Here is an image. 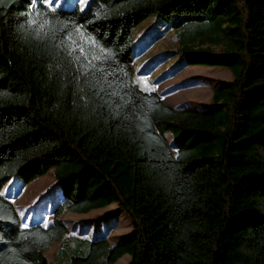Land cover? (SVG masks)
<instances>
[{"label": "trees", "instance_id": "1", "mask_svg": "<svg viewBox=\"0 0 264 264\" xmlns=\"http://www.w3.org/2000/svg\"><path fill=\"white\" fill-rule=\"evenodd\" d=\"M37 1L0 0V264H50L53 242L56 263L130 253V264H264V0H131L127 10ZM172 12L224 42L175 49L191 54L180 65L232 71L208 109L176 107L136 79V26ZM50 167L63 200L49 224L23 226L1 188ZM113 201L131 216L128 235L68 234L65 209Z\"/></svg>", "mask_w": 264, "mask_h": 264}, {"label": "rangeland", "instance_id": "2", "mask_svg": "<svg viewBox=\"0 0 264 264\" xmlns=\"http://www.w3.org/2000/svg\"><path fill=\"white\" fill-rule=\"evenodd\" d=\"M36 4L51 8L65 4L79 8L94 6L102 9L127 10L131 7V0H39ZM220 16L216 15L214 18L219 20ZM197 22L186 13H153L147 16L135 28L134 66L137 68L136 79L142 86L156 89L165 101L176 107L208 109L212 88L229 81L233 73L225 65L200 62L185 65L178 63L180 59L186 63L191 55L179 54L175 51L182 44L186 43L191 47L201 46L202 52L204 51L202 47L205 45L212 50H219L220 46H224L223 41L210 40L205 32H196ZM179 29H185L184 33L176 36ZM145 30L148 31L147 36L143 38L145 41H141L140 36ZM185 49L189 50L187 47ZM157 54L162 61L155 70L148 73L138 71L146 59ZM204 57L214 58L205 52ZM167 136L172 143V134L168 132ZM1 193L13 201L23 226L36 222L49 224L53 219V206L63 200L61 189L55 179L54 167H50L27 185L14 176L1 188ZM61 218L68 226V234L87 237L103 235L111 242L120 240L132 229L131 216L126 210L119 208L116 201L88 212L65 209ZM58 245V242H53L47 250L50 264H66L54 261ZM130 261V253H125L113 264H130Z\"/></svg>", "mask_w": 264, "mask_h": 264}, {"label": "crops", "instance_id": "3", "mask_svg": "<svg viewBox=\"0 0 264 264\" xmlns=\"http://www.w3.org/2000/svg\"><path fill=\"white\" fill-rule=\"evenodd\" d=\"M116 242V241H115Z\"/></svg>", "mask_w": 264, "mask_h": 264}]
</instances>
